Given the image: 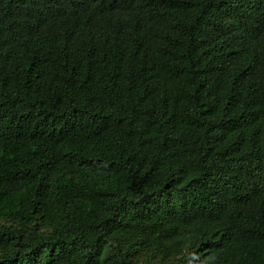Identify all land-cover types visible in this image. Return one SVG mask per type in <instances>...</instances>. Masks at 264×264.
Wrapping results in <instances>:
<instances>
[{"label":"trees","instance_id":"trees-1","mask_svg":"<svg viewBox=\"0 0 264 264\" xmlns=\"http://www.w3.org/2000/svg\"><path fill=\"white\" fill-rule=\"evenodd\" d=\"M0 264H264V0H0Z\"/></svg>","mask_w":264,"mask_h":264}]
</instances>
